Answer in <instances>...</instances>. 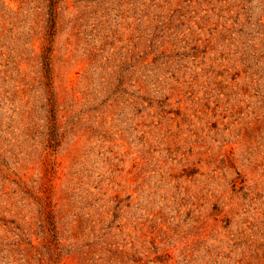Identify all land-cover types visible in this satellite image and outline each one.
Listing matches in <instances>:
<instances>
[{
    "label": "rangeland",
    "instance_id": "374dc122",
    "mask_svg": "<svg viewBox=\"0 0 264 264\" xmlns=\"http://www.w3.org/2000/svg\"><path fill=\"white\" fill-rule=\"evenodd\" d=\"M0 264H264V0H0Z\"/></svg>",
    "mask_w": 264,
    "mask_h": 264
}]
</instances>
